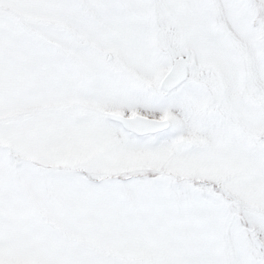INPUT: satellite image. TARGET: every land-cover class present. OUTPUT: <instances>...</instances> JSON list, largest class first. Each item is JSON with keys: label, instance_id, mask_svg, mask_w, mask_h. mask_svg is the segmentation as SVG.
Wrapping results in <instances>:
<instances>
[{"label": "snow or ice", "instance_id": "obj_1", "mask_svg": "<svg viewBox=\"0 0 264 264\" xmlns=\"http://www.w3.org/2000/svg\"><path fill=\"white\" fill-rule=\"evenodd\" d=\"M0 264H264V0H0Z\"/></svg>", "mask_w": 264, "mask_h": 264}]
</instances>
